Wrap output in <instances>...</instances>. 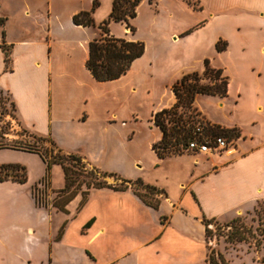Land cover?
<instances>
[{
    "label": "crops",
    "instance_id": "crops-1",
    "mask_svg": "<svg viewBox=\"0 0 264 264\" xmlns=\"http://www.w3.org/2000/svg\"><path fill=\"white\" fill-rule=\"evenodd\" d=\"M112 1L105 8L108 15ZM171 2L185 14L196 11L185 0ZM195 2L207 13L204 23L218 31L205 49L189 39L191 34L181 39L194 28L190 25L173 34L172 48L188 63L165 82L158 103L152 97L153 62L147 48L117 80L99 82L86 69L88 44L99 37L97 26L105 18L100 8L92 14L95 26L82 27L72 17L89 11L91 3L57 0L53 5L49 0L42 9L23 8L29 25L13 24L20 10L9 15L0 7V91L8 94L19 128L49 138L63 154L80 156L92 166L103 164L108 143L136 141L135 133L142 129L133 100L137 87L147 90L151 105L145 132L151 159L144 163L131 154L121 160L124 170L119 172L126 180L140 179L165 193L157 210L130 190L109 189L93 190L83 204L71 200L66 212L39 207L33 189L42 186L45 175L41 157L0 149V166L19 165L26 173L24 183L0 181V264H206L203 220H229L264 200V0ZM114 24H109L111 35ZM90 29L96 33L86 39L72 37L76 30ZM218 40L227 43L225 51L215 50ZM2 47L8 52L7 68ZM195 49L201 52L191 58ZM205 60L228 79L227 97L207 100L221 109L231 107L234 114L240 108L245 113L236 122L215 124L199 106L203 95L196 96L194 107L211 124L237 128L239 137L223 151L159 159L152 145L162 134L152 115L174 104L172 86L186 74L202 72ZM111 149L113 156L114 145ZM52 170L47 190H60L51 185Z\"/></svg>",
    "mask_w": 264,
    "mask_h": 264
},
{
    "label": "trees",
    "instance_id": "trees-1",
    "mask_svg": "<svg viewBox=\"0 0 264 264\" xmlns=\"http://www.w3.org/2000/svg\"><path fill=\"white\" fill-rule=\"evenodd\" d=\"M156 0H149L152 4ZM195 10L197 2L185 0ZM141 0H113L111 11L106 20L101 22L97 28L100 30L98 38L88 44V57L85 63L86 69L92 77L99 82L113 81L124 76L130 69L132 63L144 53V45L139 41H131L125 38H115L110 34L109 24L120 23L134 33L129 20L135 18L136 9ZM99 6L98 0H92L89 11H81L72 17L76 26L94 27L92 14ZM0 24H3L0 19ZM187 31L185 34H189ZM227 43L218 40L215 44L217 52L226 50ZM5 54L6 68L9 58L7 50L2 47ZM228 79L222 75L221 70L210 67L208 60L204 61L202 72H193L182 76L173 86L172 92L175 97L174 104L162 109L152 115L151 122L161 131V139L152 145V150L159 159L171 156H180L188 152L189 144L196 140L204 144L209 139L223 138L233 141L239 137L237 128L225 129L218 125L207 122L195 109L194 101L197 95H208L223 99L227 97ZM23 136L32 140L24 144H5L0 142V149L24 150L38 154L45 164V175L40 184L43 190L49 187L50 170L53 165L61 167L63 173V188L57 190L51 207L58 211L66 212V206L73 199L75 190L82 186L88 191L90 189H109L117 192L130 190L145 206L157 210L160 199L165 197L163 190L143 183L140 179L130 181L115 174H108L96 167L88 168V164L82 157L73 154H63L49 138L37 137L22 131ZM112 178L115 185H107L103 180ZM11 179L18 183L26 181L25 168L19 165H1L0 181ZM37 187L33 189V197L36 205L47 207L49 205L47 196L42 193L39 197L35 194ZM87 191L84 193L87 195ZM86 199L81 201V204ZM212 220V219H211ZM209 221L203 220L205 233L209 227ZM60 235V233H59ZM205 236V235H204ZM242 240V237L239 238ZM206 264H227L218 253L211 251L207 253Z\"/></svg>",
    "mask_w": 264,
    "mask_h": 264
},
{
    "label": "rangeland",
    "instance_id": "rangeland-1",
    "mask_svg": "<svg viewBox=\"0 0 264 264\" xmlns=\"http://www.w3.org/2000/svg\"><path fill=\"white\" fill-rule=\"evenodd\" d=\"M57 0H52L53 5ZM80 3H91L92 0H79ZM172 0H161L160 2L149 3V0H141L136 9L135 18L129 20L130 26L134 28V33L131 34L129 29L124 33V26L120 23H116L112 26V35L119 38L132 39L131 41H139L144 45V52L147 48V55L150 57V61L153 62V78L154 89L152 90V97L155 103L160 101V97L165 91V82L172 77L178 69H181L188 63L187 59H183L179 56L177 49L172 48L173 36L175 32L190 25L194 27L189 34H183L184 36L190 35L189 39H197L194 44H202V48H206L212 39H214L218 28H215L211 23H204L207 19V13L203 11H192L185 14L174 5ZM195 2V0H192ZM49 0H1L0 7H4L9 15L20 10L15 16V23L29 25L30 20L23 17L21 11L23 8L30 10L42 9L47 5ZM100 8V15L105 16L106 20L108 14H106L105 8L109 0H98ZM186 2V1H185ZM64 3H67L66 1ZM187 3V2H186ZM71 6H76L77 3H71ZM3 9V8H2ZM95 12V11H94ZM169 15H172V17ZM202 27H195L199 26ZM99 30V29H98ZM193 32V33H192ZM96 33V31H80L76 30L72 33V37L75 39H86L90 34ZM100 34V30H99ZM125 35L126 37H123ZM200 50L195 49L191 58L197 57L200 54ZM137 98L133 100V107H135V118L140 124L137 123V127H141L142 130H137L138 137L129 141L128 145H122L118 141L116 144L108 143L107 157L103 159V164L89 165L88 168L96 167L100 171L115 174L117 176L122 175L119 171L124 170L123 160H128L131 154L141 157L142 161L146 163L151 159V154L147 148V131L146 127L150 109V99L145 94L147 90H143L137 87ZM236 85H233V89ZM208 95L200 97L199 106L202 111L210 117L213 123L219 124L227 122H236L241 120L244 116V110L239 109L236 114L231 112V107L221 109L217 107L216 102L213 100H207ZM150 120V119H149ZM145 123V124H144ZM146 125V127H145ZM23 129L17 125V117L15 114V108L7 93L0 91V142L5 144L21 143L30 141L29 137L25 138L22 133ZM117 138V137H116ZM135 138V137H134ZM115 140V137H114ZM228 148L233 145V141H227ZM210 145L213 139L207 141ZM104 145L103 142H100ZM114 145L115 154L112 156L111 148ZM193 153V152H188ZM119 154V155H118ZM126 154V155H125ZM124 155V156H123ZM126 158V159H125ZM98 162L99 159H97ZM123 162H122V161ZM140 165V164H139ZM52 180L51 185L54 189L63 187V175L62 170L59 167H51ZM51 171V170H50ZM58 171V172H57ZM124 172V171H123ZM124 179V178H123ZM107 185H115V181L112 178H106L103 180ZM43 186H38L36 195L42 196V193L47 196L49 206L52 204L53 199L56 197L57 190H43ZM94 189L86 190L82 186L79 190H75L73 199L83 201ZM87 191V195L84 193ZM72 199V200H73ZM242 237V240L239 238ZM205 244L207 247V253L214 251L221 255L227 264H264V200L258 202L252 211L246 213H240L235 218L229 220L212 219L209 221V227L207 233L204 236Z\"/></svg>",
    "mask_w": 264,
    "mask_h": 264
},
{
    "label": "built area",
    "instance_id": "built-area-1",
    "mask_svg": "<svg viewBox=\"0 0 264 264\" xmlns=\"http://www.w3.org/2000/svg\"><path fill=\"white\" fill-rule=\"evenodd\" d=\"M228 143L223 138H216L210 145L208 142L199 144L196 140L189 144V150L192 152L210 153L226 150Z\"/></svg>",
    "mask_w": 264,
    "mask_h": 264
}]
</instances>
